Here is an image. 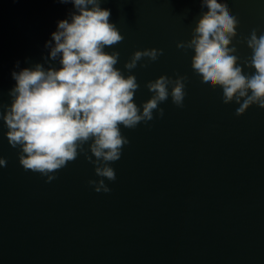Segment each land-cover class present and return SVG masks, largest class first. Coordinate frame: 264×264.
<instances>
[{"label":"water","instance_id":"95a60500","mask_svg":"<svg viewBox=\"0 0 264 264\" xmlns=\"http://www.w3.org/2000/svg\"><path fill=\"white\" fill-rule=\"evenodd\" d=\"M221 2L239 20L232 43L243 65L252 55L244 37L252 29L264 33V0ZM100 6L124 36L105 51L120 53L115 67L125 76L124 62L136 50H164L132 70L140 85L134 102L142 110L152 96L148 81L181 75L188 77L184 106L169 96L162 118L154 112L135 129L121 126L130 143L111 164L116 180L105 179L108 193L89 185L99 177L83 154L50 183L25 171L0 120V156L7 160L0 167V264H264V108L252 105L237 116L239 105L224 104L222 89L193 71L194 51L176 47L191 38L206 7L200 0ZM74 11L59 0H0V101L11 102L13 71L45 63L46 42Z\"/></svg>","mask_w":264,"mask_h":264},{"label":"clouds","instance_id":"9594fccd","mask_svg":"<svg viewBox=\"0 0 264 264\" xmlns=\"http://www.w3.org/2000/svg\"><path fill=\"white\" fill-rule=\"evenodd\" d=\"M59 2L72 3L76 11L69 14L70 19L58 21L57 30L45 44L49 52L44 62L49 66L36 63L12 72L16 83L9 90L10 104L0 101V120L8 129V144L19 150V163L25 171L39 173L50 183L56 173L83 154L99 177L90 179L89 185L97 193H108L111 189L105 179L116 180L111 164L120 160L124 146L130 143L121 126L135 129L142 122L152 121L154 112L162 118L160 104L169 96L182 108L188 77L160 75L148 81L145 86L152 96L143 102L141 110L134 102L140 85L132 70L145 58L156 61L164 50H136L124 62L129 72L125 76L115 67L120 53L105 51L121 43L124 36L110 22L111 11L101 8L102 0ZM200 3L207 11L192 28L191 38L177 41L176 47L194 51L193 71L202 83L222 89L224 104L239 105L237 116L252 105L264 108V33L258 35L257 29H252L244 37L252 55L241 65L232 43L237 36V16L221 0ZM50 61H58L59 67ZM140 66L147 67L148 63ZM244 66L254 68V73L245 74ZM6 166V158L0 156V167Z\"/></svg>","mask_w":264,"mask_h":264}]
</instances>
